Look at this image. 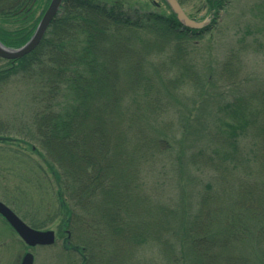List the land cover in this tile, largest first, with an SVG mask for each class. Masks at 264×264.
<instances>
[{"label":"trees","instance_id":"trees-1","mask_svg":"<svg viewBox=\"0 0 264 264\" xmlns=\"http://www.w3.org/2000/svg\"><path fill=\"white\" fill-rule=\"evenodd\" d=\"M37 1L0 0V17L17 24L8 29L0 27V40L5 45L20 47L31 38L41 19H34ZM162 1L169 7L165 0ZM229 1L206 0L208 16L225 10ZM169 10V14L145 12L133 16L117 1L108 4L97 0H63L39 45L23 57L8 60L5 67H0V89L17 76L37 88L33 92L30 130L45 151L44 162L48 169L59 187L64 186L70 199L73 208L67 207L71 209L69 217L72 220L73 216H78L81 211L76 208L87 216L91 210L97 214L101 211L100 206H109L108 213L112 212V217L101 218L99 213L100 220L88 223L113 237L126 233L127 219L133 224L135 221L131 215L146 202L141 198L138 208L136 197L139 195L133 193L134 186H139L137 152L143 148V154L140 153L143 162L148 147L160 149L165 141L161 139L163 136L159 139L144 134V137L143 133L129 128L131 121L125 123L126 116L129 119L137 117L130 108L135 103L126 98L133 94L137 99L136 93L141 88L145 91L142 94L145 98L142 100L143 109H147L143 112L158 114L161 111L159 103L162 100L150 95L153 86L143 68L142 58H159V71L166 76L172 74L166 78L169 87H181L189 81L197 85L200 74L194 69L198 67L183 42L201 38L217 22L213 16L211 24L203 29L188 28ZM24 16L26 20L22 21ZM13 18L20 19V22ZM228 64L231 63H224L226 72L232 75L234 68L231 71ZM257 87L246 97L240 95L220 108L228 119L221 120L220 138L216 133L214 136L221 141V159L235 170L237 183L230 190L221 187V192L215 190L212 183H206L207 190L199 195L198 209L187 228L192 239L193 264H207L204 258L212 252L211 249L218 251L213 257H217L215 264H220L221 258L230 259L226 251L242 242L244 233L258 230L264 234V180H255L264 175V86ZM156 108L160 109L158 113ZM10 131L9 126L0 120V138L6 140L4 135ZM130 134L136 140L135 145L129 142ZM27 144L37 151L34 144L28 141ZM37 152L41 154L39 150ZM203 160L206 163L215 161L213 157ZM253 160L258 173L254 177L250 171L254 178L246 171ZM58 195L62 201L64 197L60 189ZM233 197L236 207L231 205ZM127 200L136 203V207L130 206ZM126 209L127 215L122 213ZM162 213L165 215L166 212L162 209ZM174 215L177 217L178 214L174 212ZM217 217L221 218L223 226L214 234L209 232V227ZM71 220L60 225L61 235L65 230L69 232L64 227H71ZM28 224L35 228L45 226V223L37 222ZM136 227L137 230L130 227L132 233L138 232V225ZM201 232L203 236H198ZM165 239L162 237V240H168ZM82 264H87L86 260Z\"/></svg>","mask_w":264,"mask_h":264},{"label":"rangeland","instance_id":"rangeland-1","mask_svg":"<svg viewBox=\"0 0 264 264\" xmlns=\"http://www.w3.org/2000/svg\"><path fill=\"white\" fill-rule=\"evenodd\" d=\"M50 1H37L34 19L43 16ZM97 1L108 4L121 2L124 10L133 16L145 12H171L162 0ZM179 1L191 19L201 20L208 16L206 0ZM213 16L217 22L210 31L201 38L183 42L191 53V60L198 67L194 69L200 74L197 85L189 81L181 87H169L166 78L172 74L166 76L159 71V58H142L143 68L153 86L150 95L162 100L159 103L161 111L156 108L158 114L143 112L146 109H143L142 101L145 99L142 97L145 91L141 88L136 93L137 99L133 94L126 98L135 103L130 108L133 109L131 113H136L137 117L129 119L126 116L125 123L131 121L129 128L143 133L144 137L150 135L151 138L160 139L163 136L161 139L165 143H161L160 149L148 147L143 162L140 155L143 154V148L136 154L140 174L136 172L139 186H134L133 193L139 195L136 197L137 207L141 204V198L146 202L131 215L135 221L133 224L126 218V233L113 237L107 231L89 225L88 221L95 223L100 220L99 213L101 218L112 217V212L108 213L109 206H100L101 211L97 214L91 210L87 216L76 208L81 212L71 220L69 210L73 206L65 188L59 187L57 179L48 169L44 162L45 151L30 130L33 92L37 88L32 82L17 76L0 89V120L11 129L8 135H4L6 140L0 138V200L22 219L24 215L26 223H45L43 228L37 229H52L57 236V241L51 246L28 247L0 215V264H20L27 251L33 253L34 264H82L83 260L89 264V259L91 264H193L192 239L187 228L193 221L191 216L198 209L199 195L207 190L206 183H212L218 191L221 187L230 190L237 183L235 170L221 159V141L214 136L216 133L217 138H220L221 131L218 129L223 127L221 120L228 119L220 108L224 103L238 99L240 95L246 97L257 86H264V0H230L225 10ZM3 18L0 17V27L8 29L17 25ZM24 18L26 20V16L22 21ZM13 20L20 22V19ZM226 61L231 63L228 64L231 71L234 68L232 75L226 72ZM7 63V59L0 58V67H5ZM128 115L131 114L128 112ZM129 137V142L135 145L136 140L132 135ZM27 141L34 144L41 154L30 149ZM210 157L215 159L214 163L204 162V158ZM242 157L246 159L245 154ZM246 171L249 177L252 176L250 171L255 174L254 177L258 176L254 160ZM262 177L264 175L261 174L255 180L262 181ZM58 189L62 191V201ZM127 203L130 206L136 204L128 200ZM231 205L236 207L234 202ZM174 212L178 214L177 217ZM122 213L127 215V209ZM67 220L72 221L71 227H64L69 232L65 230L61 235L60 225L63 222L66 224ZM213 221L209 232L215 234L221 230L223 223L218 217ZM137 225L139 229L134 234L130 227L137 230ZM198 236H203V233H198ZM162 237L168 239H165L167 242ZM241 241L226 251L230 259L221 258L224 262L220 264H264V234L258 230L249 231L244 233ZM211 250L204 258L207 264H215L217 260L216 256L213 259V253L217 255L218 251Z\"/></svg>","mask_w":264,"mask_h":264},{"label":"water","instance_id":"water-1","mask_svg":"<svg viewBox=\"0 0 264 264\" xmlns=\"http://www.w3.org/2000/svg\"><path fill=\"white\" fill-rule=\"evenodd\" d=\"M63 0H51L48 8L43 14L36 30L31 38L20 47L6 46L0 40V57L4 59H18L33 51L41 42L50 23L58 13ZM177 15L182 24L192 29H202L206 26V20L197 21L191 19L181 6L178 0H165ZM0 214L14 228L24 242L34 247L37 245H52L56 241V233L52 229H37L27 224L19 215L15 213L8 205L0 200ZM20 264H34V255L31 251L24 254Z\"/></svg>","mask_w":264,"mask_h":264},{"label":"flooded vegetation","instance_id":"flooded-vegetation-1","mask_svg":"<svg viewBox=\"0 0 264 264\" xmlns=\"http://www.w3.org/2000/svg\"><path fill=\"white\" fill-rule=\"evenodd\" d=\"M25 253H26V252H25ZM25 253H24V254H25Z\"/></svg>","mask_w":264,"mask_h":264},{"label":"bare ground","instance_id":"bare-ground-1","mask_svg":"<svg viewBox=\"0 0 264 264\" xmlns=\"http://www.w3.org/2000/svg\"><path fill=\"white\" fill-rule=\"evenodd\" d=\"M2 58V57H1Z\"/></svg>","mask_w":264,"mask_h":264}]
</instances>
